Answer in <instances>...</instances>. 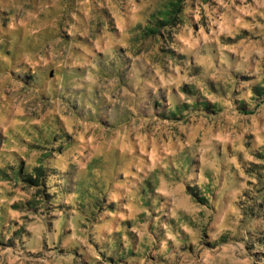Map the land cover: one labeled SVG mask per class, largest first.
Returning <instances> with one entry per match:
<instances>
[{"label": "rangeland", "instance_id": "374dc122", "mask_svg": "<svg viewBox=\"0 0 264 264\" xmlns=\"http://www.w3.org/2000/svg\"><path fill=\"white\" fill-rule=\"evenodd\" d=\"M87 263L264 264V0H0V264Z\"/></svg>", "mask_w": 264, "mask_h": 264}, {"label": "trees", "instance_id": "16d2710c", "mask_svg": "<svg viewBox=\"0 0 264 264\" xmlns=\"http://www.w3.org/2000/svg\"><path fill=\"white\" fill-rule=\"evenodd\" d=\"M178 5H179L178 3L173 2L172 8H169V10H166V11H160V16L153 17L154 19H151V22L153 23L154 26L151 27L149 30L151 32L158 33L161 29L168 27L172 23V21L176 20L180 16L181 10L179 9ZM155 28H157V29H155ZM170 115L173 116L172 113H170ZM22 168H20L16 172V177L21 178V180L28 182L30 184L42 186L45 190V188L47 187L46 186L47 184L45 183L44 170H43L41 163H39L37 166H35L32 172L26 171L24 168L23 169ZM67 190H68V187H67ZM58 194L62 195V194H64V191H62V192L56 191L54 193V195H50L47 191H45V197L47 198L48 201H51L54 198H56L58 196ZM41 212H43V211H41ZM39 213H40V211H39ZM46 214H47V211L45 213V217H46ZM56 214L58 217V213H56ZM46 219H47V226L46 227L48 229H51V225H50L51 221H48L47 217H46ZM51 223H54V221H52ZM131 233H132V235L134 234V232L130 231V234Z\"/></svg>", "mask_w": 264, "mask_h": 264}]
</instances>
